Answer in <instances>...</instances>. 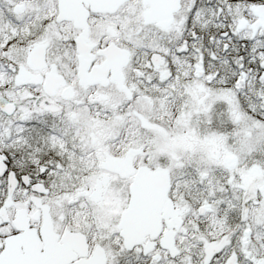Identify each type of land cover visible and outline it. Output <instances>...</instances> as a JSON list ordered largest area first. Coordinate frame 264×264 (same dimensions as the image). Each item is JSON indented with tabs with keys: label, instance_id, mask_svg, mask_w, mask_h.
<instances>
[{
	"label": "snow or ice",
	"instance_id": "obj_1",
	"mask_svg": "<svg viewBox=\"0 0 264 264\" xmlns=\"http://www.w3.org/2000/svg\"><path fill=\"white\" fill-rule=\"evenodd\" d=\"M0 264H264V0H0Z\"/></svg>",
	"mask_w": 264,
	"mask_h": 264
}]
</instances>
